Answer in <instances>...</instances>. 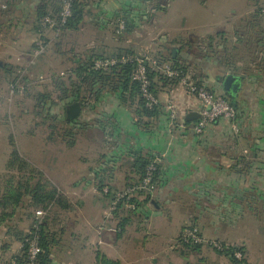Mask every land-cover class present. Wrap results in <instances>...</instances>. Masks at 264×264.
Masks as SVG:
<instances>
[{"label": "crops", "instance_id": "1", "mask_svg": "<svg viewBox=\"0 0 264 264\" xmlns=\"http://www.w3.org/2000/svg\"><path fill=\"white\" fill-rule=\"evenodd\" d=\"M12 1L0 0V84L10 88L12 86L10 76L14 66L12 56H26L31 59L34 44L39 39H47L49 47V43L55 37H59L52 29L47 28L41 35L37 34L34 38H26L22 34L15 35L12 32V25L8 26L15 20L20 21L22 16L27 17L24 23L33 22L32 18L36 16L37 8L41 4L53 3L54 0H24L17 6L13 5ZM105 1L107 0H98L96 6H101V3ZM163 1L150 0V3L146 5L149 8L147 17L151 16L150 21H152L153 27L160 29L163 33L159 52L172 54V49L176 47L178 48L177 55L182 56L187 52L183 48V44L187 40H205L218 33H226L227 36L234 35L245 22L251 19L254 11L264 9V0H171L170 2L168 0L166 4V0ZM114 2L117 5V10H115L117 13L130 8L135 9L141 5L139 0H115ZM146 6L145 0H143L142 7L145 9ZM169 13H173L172 16L169 17ZM181 19L183 23L179 22ZM140 21L141 18L135 19L138 24ZM127 40L132 41L129 38ZM263 54L264 51H246L240 60L235 61L236 73H222V67L216 64L209 66L210 77L203 80L204 85L212 87L215 92L223 96L227 94L222 85L225 77L232 74L239 78L237 92L232 95L227 94V96L233 102L234 107H238L237 114L241 124L240 135L232 132L227 121L211 125L202 136L195 134L193 125L181 127V122L186 120L189 113L198 112L200 109L199 100L190 94L185 100H178L180 102L179 117L182 120L179 121V125H171L166 103L172 90L161 91L165 95L160 97L164 105V113L159 118L143 119L146 123L144 126L137 123V117L133 111L122 105L114 96L105 97L93 110L83 111L82 108L78 121L80 123L84 121L86 125L84 128L77 125L76 130L80 132L85 130L92 141L89 145L90 158L84 163L85 171L77 169L72 171L76 178L75 183L71 186L72 193L86 196L91 193L88 190L96 182L98 184L103 182L107 185L106 187H113V189L114 187L116 189L115 184L135 182L138 177L132 164L134 155L140 153L147 157H154L160 164L161 182L148 204V210H144L148 216L156 215L160 221L169 222L171 220L165 213V208L168 209L169 206H172V209H176L178 206L180 210L174 209V211H177L178 215L189 214V218L192 216L191 210L196 211L197 215L203 212L208 214L212 212L215 219L211 227L213 226L215 234L219 230V234L228 240L227 242L243 246L247 252V261L264 264V261L261 260L262 254H256L258 244L260 243L262 248V242H264V217L261 219L258 215L259 212H264ZM29 63H33L32 59ZM178 87V92L186 91L183 86L179 85ZM6 91H8V87ZM111 103L118 110L112 108L107 111L105 108ZM155 123H158L159 126ZM98 134L101 136L100 139H95ZM237 138H239V142H237ZM211 139L215 141L212 143ZM8 148L10 147L5 144V147L2 146L0 151L11 153V148ZM246 151L252 155L253 159L247 170L243 171L241 169L243 166L238 161ZM6 164L7 162L0 164L1 168L6 169ZM58 166L60 168L62 165ZM61 177L58 178L59 182H62ZM69 195L72 194L69 192ZM67 197L69 199V196ZM103 197L107 198L105 194ZM185 198H189V201L192 200V206H190L192 208H189L188 211L187 202L183 201ZM201 199L206 200V206H197ZM253 201L260 202V206L253 205ZM83 206V201H80L78 207L82 208ZM150 206L152 207L149 208ZM17 211L15 212L17 213ZM106 211L104 210L102 217L99 215L98 218L101 222L103 220V223L95 224L93 222V225H99L98 228L89 224L92 221L87 216L84 217L85 223L82 225L85 224L87 230L91 229L92 234H94V230L96 233L98 232L100 238L97 241L96 249L97 251L101 249V252L108 255L111 249H114L112 248L114 245L121 244L119 234L122 229L107 226L105 221L112 219L106 218ZM8 212L11 213L13 210L9 209ZM2 213L3 210H0V264H11V261L21 253L23 244L13 233H9V227L13 224L11 225L7 220L1 218ZM252 216L259 223L254 233L260 236V239L250 234V227L254 224L251 221ZM19 219L18 221H20ZM198 221L199 218L195 217L194 222ZM78 223L79 219H71V224H68L69 233L66 232V237L63 240L64 244H66L65 240H69L66 253L61 255L60 252H55L52 256V264L78 263L79 256L75 252L72 259L71 252L79 248V243L82 246L87 244L77 235V230L81 225ZM17 225L12 227L24 233L29 232L30 225L27 229L23 227L22 221ZM61 228L65 229L64 226ZM203 235L207 237L205 234ZM141 259L138 264H147L144 262L145 257ZM114 260L121 262V256L117 254ZM150 261L153 264L159 263L157 262L158 258L155 257H152Z\"/></svg>", "mask_w": 264, "mask_h": 264}, {"label": "rangeland", "instance_id": "2", "mask_svg": "<svg viewBox=\"0 0 264 264\" xmlns=\"http://www.w3.org/2000/svg\"><path fill=\"white\" fill-rule=\"evenodd\" d=\"M114 1L107 0L101 3V6H96L97 4L89 5L86 9L87 13L84 22H82L80 28L74 31L68 30L62 36L55 37L54 40L49 43L46 52L40 56L39 59L37 58L34 60L31 57L33 63H29L31 60L30 57L12 56L14 66L12 68L10 81L13 82L18 78V90L15 91V86L10 88L9 86H1L0 84V148L2 146L5 147V144H7V146L11 148V151H13L14 148L11 142H15L21 155L35 167L40 170L42 169L46 178L52 183L54 182L53 184L60 189L64 195L66 194V197L69 196L68 200L70 206L73 204V207H70L69 210L54 208L53 212L50 214L52 232L58 237L57 245L53 248L54 253L60 252L61 255L66 253L65 250L68 247L67 244L69 240H65L66 244L63 243V240L66 237V232L69 233L68 224H71V219L76 218L79 219L78 224H81L80 227L78 226L77 235L87 242V244L85 243L83 246L79 243V248L71 252L72 259L73 253L75 252L77 256H79L77 264H98L99 254H103L108 258L110 256L109 259L112 258L111 260H114V257H117V254H119L121 256V262L119 261L121 264H138L140 260H142V257H145L144 262L147 264L152 263V261H150L152 257L158 258L157 262L159 263L157 264H230L228 259L217 254L213 247H209L208 244H205L201 251L194 253L190 252L187 248H182L178 242L183 229L185 227L188 229V227L195 225L200 230L201 234L203 233L207 236L205 237L202 234L205 240L218 244L226 242L225 244L233 245L219 234L220 231L217 228L216 230H218V232L215 234L213 226L211 227L215 219L213 217L214 213L212 214V212L209 214L203 212L197 215L196 211L191 210L192 216L189 218V214L184 213L183 215H178V212L174 211L175 208L172 209V206H169L168 209L165 208V213L169 216V220L171 221L162 222L156 215L154 217L151 215L148 216V213L139 210L138 214L132 215L131 218H129L130 220L124 225L125 227L122 229L121 234H119L121 236V244L114 245L112 247L114 249H111L108 253L109 256L107 253L101 252V249L100 251L96 249L97 241L100 238L98 232L96 233L94 230V234H92V232H90L91 229H88V231L86 225H82V223H85V216L92 221V223L89 222V224L93 225V222H95V224L103 223V220L101 222V220L98 219L99 215L102 217L103 211H108L112 202L110 198L103 197L104 192H102L100 188L101 185L97 182L88 190L91 191V195L87 194L86 196H82L72 193L73 189L71 186L76 180L72 171L75 169L81 170L82 172L85 171L84 163L90 158L89 145L92 140L85 130L83 132L73 130L72 134L67 132L70 129L56 119L57 114L64 112L63 106L57 105L58 108L54 107L55 111L52 116L48 115L43 109H36V95L42 92L48 94L53 101L59 102V98L62 96L63 91L61 88L59 89L56 87L55 80L61 79L60 82H64L67 85L65 88L68 89L69 92L66 95L69 96L72 88L68 76L70 70L74 67V60L77 56H80L81 59H86L87 56L97 54L109 58L114 55V52L118 49H132L139 54L149 53L150 57H153L155 53L159 52L162 46L161 38L163 33L160 29H155L153 27L152 21H150L152 19L151 16L146 17V20L141 18L140 24L137 25L133 33H119V15L115 11L117 10V5ZM167 1L168 0L165 1V4ZM170 1L171 0H169V2ZM12 2L13 5L15 4V6H17L24 2V0ZM139 4L141 5L137 6L138 14L141 13L140 9L143 8V0H139ZM261 12L263 21H261L260 28L262 29L264 28V9H262ZM255 13L256 11L253 12V14ZM172 14L173 13H169L168 16L170 17ZM22 18L23 20H21ZM22 18L20 21L15 20L11 24H8V26L12 25V32L15 35L22 34V36L24 35L26 38H34L37 35L34 30L37 19L33 16V22L24 23L27 17L24 18L22 16ZM179 22L183 23V20L181 19ZM233 36L234 35L230 34L227 36L229 39L226 46L229 48L234 46V41L237 39L236 35ZM128 38L132 41H128ZM203 40L204 39H199L201 43ZM189 42L193 43L191 40H187L183 44L184 50H187L189 47L187 46ZM263 43L264 42H262V45ZM260 45L258 40H255L254 49H257ZM241 48L240 51L235 52L236 61L240 60V57H243L245 52L248 51L245 46ZM200 53V56H203L207 54V51L199 50V54ZM262 57L264 60V54ZM202 59L203 58L199 57L198 60L203 61ZM7 87L8 91H6ZM206 87L212 90V87L208 85ZM178 88V86H175L172 89L166 106L169 101H173L177 108L180 104L178 100H185L189 96L190 92L186 87H183L186 90H184L185 92H178ZM216 93L221 95L218 92ZM163 96L165 95L162 92L160 97ZM112 108L118 110L112 103L106 106L105 109L109 111ZM84 110L85 108H83V111ZM177 110L179 113V107ZM181 120L182 118L179 117L180 122ZM157 126H159V124ZM240 134L241 127L238 135ZM100 137V134H98L95 139H100ZM214 141L215 140L211 139L210 142L213 143ZM11 153L0 151V164L8 163ZM245 153L248 154L247 151ZM58 165H62L60 167L61 169ZM1 166L2 165H0V183L3 188L7 181L11 180V178L13 179L14 176L18 177V174L9 171L7 167L6 169L1 168ZM2 169L3 172H1ZM60 177L62 178V182H59ZM14 181L17 182V179ZM106 186L107 185H105L106 189H110V187ZM114 186H116V189L115 187L114 189L113 187L111 188L113 192H121L129 187L128 184L123 183L115 184ZM69 192L72 195H69ZM140 199H142V197H140ZM184 200L187 202L188 211L189 208H192L190 207L192 206V200L189 201V198H185L183 201ZM80 201L84 203L82 208L78 207ZM205 201L206 200L201 199L197 206H206ZM151 207L152 206L149 208ZM17 210V213L14 212V216L12 215L6 219L7 222L15 226L22 221L24 223L23 227L27 229L31 224L29 214H36V208L30 206L28 198H25L22 208H18ZM175 210H180V208L177 206ZM123 214L124 213L121 212L116 216L110 217L108 219L112 220H106L105 223L107 226L119 229L121 228L120 224L125 218ZM195 217L199 218L198 222H194ZM18 219L20 221H18ZM251 221L254 224L250 227V234L260 239L261 237L254 233L259 223H257L258 221L254 217L251 218ZM95 224L93 225L94 228H98L99 225ZM12 226L9 227V233L11 232L16 236L15 232L12 230L17 232L19 229ZM17 226L19 227V225ZM63 226L65 229L61 228ZM89 227L92 228L90 225ZM262 245L263 247L261 248L260 243L258 244L256 254H262L261 260L264 261V242H262ZM246 257L247 252H245L242 258L246 259ZM245 264L256 263L249 262L246 259Z\"/></svg>", "mask_w": 264, "mask_h": 264}, {"label": "trees", "instance_id": "3", "mask_svg": "<svg viewBox=\"0 0 264 264\" xmlns=\"http://www.w3.org/2000/svg\"><path fill=\"white\" fill-rule=\"evenodd\" d=\"M65 1L66 0H54L53 3L41 4L37 8L35 16L37 24L34 26V30L37 34H43L45 29L48 28L42 25L44 18L50 17L56 22L60 21ZM97 1L98 0H73L72 16L67 19V23L65 25L61 27L56 26L55 28L56 31H59H57L59 33L58 35L61 36L68 30H78L82 22H84L87 7L89 5L97 4ZM148 3H150V0H145V6ZM148 9L149 8H147V6L145 9H140V14L137 13V8H130L119 12L118 32L124 34L133 33L138 25V23L135 22V19H144V17H147V12L149 13ZM261 21H263L262 12L261 10H256V13L252 15L251 19L245 22L234 34L237 39L234 41V46L231 48L226 46L229 39L226 33H218L216 37H208L203 40L202 43L199 40L191 41L193 43L189 42L187 45L189 46L187 48V52H185L183 56L179 54L176 58H173L170 53H155L153 58L157 59L158 64L156 66H153L150 62L146 64L151 81L150 93L158 101L153 106L148 105L149 102L144 96L140 83L134 80L137 63H118L112 66L109 70L105 71L102 69H96L95 64L98 60H104L107 58L94 54L87 56L86 59H81L80 56H77L74 60V67L70 70L68 76L70 86L72 88L69 96L66 95L69 92V90L65 88L67 86L66 83L60 82L61 79H56V87L59 89L61 88L63 91L62 96L59 98V102L53 101L48 94L40 92L36 95V109H43V111H46L48 115L52 116L55 111L54 107L58 108V106H63L64 112L57 114L58 117L56 116V119L65 124L70 129L67 132L72 134V131L76 130L77 125H81V127L84 128L86 123H84V121L80 123L78 118L69 120L66 114V108L68 105L79 102L85 110H93L102 99L107 96H114L115 98H118L122 105L129 107L133 111L135 117H137V123L144 126L146 123L143 119L159 118L164 113V105L162 104L160 98V94L162 93L161 91H171L175 86L181 85L182 80L185 78L193 81L197 85L205 86L203 80L210 77L209 66H213L214 64L222 67V73H236L235 52L240 51L242 46H245L248 51L253 50L256 52H263L264 43L262 45V42H264V28H260L262 23ZM121 22H124V30H120ZM53 31L56 33L55 30ZM255 40H258L259 44H261L260 47H256L257 49H254ZM38 41H41L46 46L47 50L48 40L41 38ZM37 42L34 44V50L31 53L32 56L38 47ZM199 50H206L207 54L200 56L201 53L199 54ZM128 54L137 53L132 49H118L114 52V55L109 58H121L122 56ZM199 57L203 58V61H199ZM203 63L205 64L202 65ZM164 64L171 65L173 70L177 71L180 76L177 78H170L165 75L160 68ZM18 81V78H16L12 82V86H15V91L18 90ZM211 89L215 92L213 88ZM223 97L234 106L227 94L223 95ZM236 111L238 113V107H236ZM197 122L198 120L194 122L187 120L183 121L186 127H190ZM237 142H239V138H237ZM11 143L14 150L11 153L6 167L9 171L16 172L18 177L14 176L17 179V182L14 181L16 179L13 177V179L11 178V180L6 182V185L3 188L0 183V210H3L1 218L6 220L8 217H11L18 208H22L25 198H28L30 206L36 208L35 211L43 210L47 212V216L43 219H39L36 214H29L31 224L28 233H24L22 231L16 232L15 230H12L15 232L19 241L23 244L21 253L14 259H16L19 264H26L28 255L27 240L31 238V233H36L40 237V245L42 248V253L40 255L41 264H52V255L54 253L53 248L57 245L58 237L52 232L50 214L53 212L54 208L69 210L71 207L70 202L68 198L46 178L42 170L35 167L21 155L15 142L12 141ZM252 159L253 157L249 154V152L248 154L245 153V155L240 156L238 162L242 164L243 168L241 169L243 171L247 170L250 162H252ZM132 164L138 178L135 182L128 183L129 186L141 183L147 177L149 167L153 164L155 165L156 169L153 172L152 178L154 192L141 193L140 197H142V199L139 201L132 199V202H137L138 207L137 212L134 213H128L127 210L123 209L125 205L124 202L122 201L120 203L115 214L118 215L121 212L124 213L123 215L125 218L120 224L121 229L125 227L124 225L130 220L129 218H131L132 215L138 214L139 210H148V204L154 197V193L160 186L161 182L159 175L160 164L156 158L136 153ZM100 185L102 192H104L103 194L113 201L115 198V191L113 192L110 187V189L108 188L107 192H105V184L100 182ZM253 202V205L255 204L257 207L260 206V202ZM9 209H12L13 212L7 213ZM263 213L259 212L258 214L261 219L264 217ZM36 228H38V230ZM189 228L197 227L194 225L188 227V229ZM186 230L187 227L183 229V232L179 237V244L182 248H187L190 252L197 253L201 251L204 244H198L193 240L186 239L184 237ZM200 235L202 236L201 233ZM223 245L226 246V244ZM213 249L217 254L228 259L230 264L246 263V259L237 257L238 253H241L242 257L244 256L246 251L243 246L230 245L225 247L223 250ZM98 264L121 263L119 261L111 260L103 254H99Z\"/></svg>", "mask_w": 264, "mask_h": 264}, {"label": "built area", "instance_id": "4", "mask_svg": "<svg viewBox=\"0 0 264 264\" xmlns=\"http://www.w3.org/2000/svg\"><path fill=\"white\" fill-rule=\"evenodd\" d=\"M72 4L73 0H66L63 12L61 13V19L56 22L50 17H46L42 21L44 27H48L56 31V26H63L67 23V19L72 16ZM124 22L120 24V30H124ZM58 31V30H57ZM56 31L57 34H59ZM37 49L34 51L32 58L35 60L42 56L46 52V46L41 42H37ZM137 63V69L134 73V80L139 82L144 93L145 98L148 100V105L153 106L158 101L150 93L151 81L146 68L147 63H151L153 66L158 64L157 59L150 57L149 53L143 54H128L121 58L113 57L104 60H98L95 64L96 69L109 70L112 66L118 63ZM165 75L170 78H177L180 74L173 70L172 66L169 64H164L160 67ZM181 86L186 87L190 94L197 97L200 102L199 114L200 118L198 122L193 125V130L197 136H202L205 131L211 126L219 124L222 121H227L230 124L232 131L235 134L240 132V124L238 123V114L236 108L229 103L223 96L218 95L216 92L208 89L206 86H200L191 80L183 79ZM167 109L169 112V119L171 125L179 124V113L173 101H169L167 104ZM181 127H185L184 123L181 122ZM155 163V162H154ZM155 165L149 167V172L147 177L139 184H134L129 186L121 192H115V198L111 202L110 209L106 211V218L115 216V212L118 210L120 203L124 202L123 209L127 210L128 213L137 212V202H132V199L140 200L141 193L154 192V187L152 183L153 172L155 171ZM107 192V189H105ZM36 216L39 219H43L47 216V212L43 210H38ZM37 227V226H36ZM38 230V228H36ZM31 238L27 240L28 242V255L26 264H41L40 255L42 253V248L40 245V237L36 233H31ZM184 237L188 240H193L198 244H208L218 250H223L225 247L230 246L228 244L223 245L209 242L205 240L201 235L198 228H189L185 231ZM238 258H242V254H237ZM11 264H19L16 259L11 261Z\"/></svg>", "mask_w": 264, "mask_h": 264}, {"label": "water", "instance_id": "5", "mask_svg": "<svg viewBox=\"0 0 264 264\" xmlns=\"http://www.w3.org/2000/svg\"><path fill=\"white\" fill-rule=\"evenodd\" d=\"M178 48L174 47L172 49V56L173 58H176ZM238 82L239 78L228 74L225 79L222 81L223 90L225 93L232 95L233 93H236L238 90ZM82 113V106L81 103L75 102L73 104H70L66 108V114L67 118L70 119H77ZM200 118L199 112H191L187 115L186 120L190 122H194ZM154 203V201H153Z\"/></svg>", "mask_w": 264, "mask_h": 264}]
</instances>
